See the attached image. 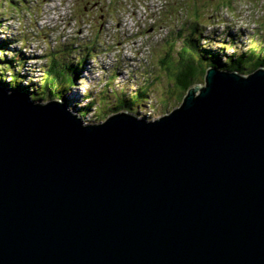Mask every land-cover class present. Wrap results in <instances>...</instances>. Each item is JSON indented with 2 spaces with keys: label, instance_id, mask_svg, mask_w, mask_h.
Wrapping results in <instances>:
<instances>
[{
  "label": "water",
  "instance_id": "1",
  "mask_svg": "<svg viewBox=\"0 0 264 264\" xmlns=\"http://www.w3.org/2000/svg\"><path fill=\"white\" fill-rule=\"evenodd\" d=\"M95 126L0 88V264H264V67Z\"/></svg>",
  "mask_w": 264,
  "mask_h": 264
},
{
  "label": "rangeland",
  "instance_id": "2",
  "mask_svg": "<svg viewBox=\"0 0 264 264\" xmlns=\"http://www.w3.org/2000/svg\"><path fill=\"white\" fill-rule=\"evenodd\" d=\"M191 32L204 35L200 45L222 64L248 53L256 59L264 55V0H0V43L9 42L0 59L16 58L13 66L24 77L20 91L5 90L18 96L38 91L51 77L54 51L73 44V61L88 55L85 72L66 91L67 104L51 102L97 125L115 114L131 115L116 113L112 103L144 92L135 116L154 121L182 104L172 74L180 35ZM90 45L97 47L91 51ZM9 73L3 72L8 82ZM205 77L195 85H205Z\"/></svg>",
  "mask_w": 264,
  "mask_h": 264
},
{
  "label": "trees",
  "instance_id": "3",
  "mask_svg": "<svg viewBox=\"0 0 264 264\" xmlns=\"http://www.w3.org/2000/svg\"><path fill=\"white\" fill-rule=\"evenodd\" d=\"M180 36L183 38L182 47L178 52V60L174 66L175 72H173V74L171 73L173 76L172 79L174 80V85H176L175 89L178 90L180 94V101H183L190 87L202 82L208 67L216 68L221 66V69H225L228 72H238L239 74L246 75L264 66V55L261 53L258 54V58L256 59H253V56L249 53L243 54V56H238L237 58L230 56V59L227 60L228 63L226 61V63L222 64L211 58L209 55L211 54V50L207 51V49L200 45L201 38L204 36L202 33L196 35L195 33L191 32L190 36H186L184 34ZM8 43L9 42L7 41L0 43V52L2 55L5 54L6 49L8 48ZM96 47V45H90L91 51L95 50ZM72 50L74 51V46L73 44H69L61 46L59 50L54 51L55 54H52V57L48 62L49 74H51V77L47 76L48 78L46 77L45 79H42L45 81L42 88H40L38 91L33 93L26 91L28 95H31V101L38 103L43 101L49 102L54 99H58L64 104H67V97L65 96V93L73 86L78 85L77 82L78 80H81V76L85 72V64L88 59V55L86 54L82 55L77 62L73 61L70 55ZM253 55H255V53ZM3 58H5V56H3ZM3 58L0 59V61L3 63L1 65L3 68L0 72V86L6 89L9 88L14 92L20 91L24 77L20 69L16 66H13L16 58H12V61ZM7 70L13 72L9 82L6 80V78L5 80L3 79V72ZM54 75L55 78H52ZM56 78L59 80H55ZM144 95V92L139 93V96H134V98L131 97L130 100L129 98L125 99L127 96L124 95L123 99L120 98L115 103H112L111 107L112 109L117 110L116 113L125 110L131 114L140 115L138 105L140 103L139 100L143 98ZM90 106L91 104L89 107ZM81 113L83 116L87 114L84 112V109Z\"/></svg>",
  "mask_w": 264,
  "mask_h": 264
},
{
  "label": "bare ground",
  "instance_id": "4",
  "mask_svg": "<svg viewBox=\"0 0 264 264\" xmlns=\"http://www.w3.org/2000/svg\"><path fill=\"white\" fill-rule=\"evenodd\" d=\"M75 17H76V16H75ZM28 51H29V50H28ZM30 52H31V51H30ZM20 54H21V53H20ZM22 57H23V56H22ZM17 61H18V60H17ZM36 72H37V71H36ZM11 74H13V72L10 71V73H9L8 76L11 77ZM10 77H9V78H10ZM22 83H24V81H23ZM27 87H28V86H27ZM0 88H2V89H4V90L6 89V88H4V87H2V86H1ZM6 90H7V89H6ZM26 91H27V90H26ZM20 95H21V94H20ZM24 95H25L26 98L28 97V96H27V95H28L27 92L23 93V94H22V97H24ZM25 97H24V98H25ZM27 99L29 100L30 98L28 97ZM31 100H32V99H30L29 101H31ZM59 101L62 102L61 100H59ZM31 102H33V101H31ZM50 102H51V101H49V102H47V103H50ZM35 103H36V102H35ZM40 103H41V102H40ZM180 106H181V105H180ZM179 108H180V107L175 108L174 111H176V110L179 109ZM172 112H173V111H172ZM170 113H171V112H170ZM131 115H132V116H135V114H131ZM165 115H166V114H165ZM165 115H164V116H165ZM135 117H136V116H135ZM162 117H163V116H162ZM160 118H161V117H160ZM81 119H82L83 123L85 124L86 121H84L82 117H81ZM86 125H88V126H95L94 124H86Z\"/></svg>",
  "mask_w": 264,
  "mask_h": 264
}]
</instances>
